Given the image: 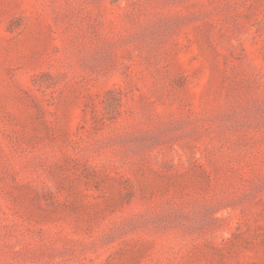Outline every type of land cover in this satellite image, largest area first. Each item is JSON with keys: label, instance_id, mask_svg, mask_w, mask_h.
Returning a JSON list of instances; mask_svg holds the SVG:
<instances>
[{"label": "rangeland", "instance_id": "rangeland-1", "mask_svg": "<svg viewBox=\"0 0 264 264\" xmlns=\"http://www.w3.org/2000/svg\"><path fill=\"white\" fill-rule=\"evenodd\" d=\"M0 264H264V0H0Z\"/></svg>", "mask_w": 264, "mask_h": 264}]
</instances>
